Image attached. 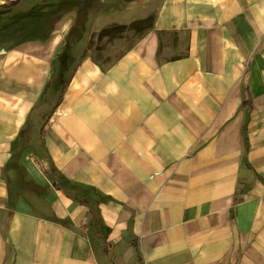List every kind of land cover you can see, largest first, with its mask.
Listing matches in <instances>:
<instances>
[{
	"label": "crops",
	"instance_id": "crops-1",
	"mask_svg": "<svg viewBox=\"0 0 264 264\" xmlns=\"http://www.w3.org/2000/svg\"><path fill=\"white\" fill-rule=\"evenodd\" d=\"M17 1L0 0V264H264V0H158L106 68L82 57L99 30L74 54L70 20L34 10L59 0Z\"/></svg>",
	"mask_w": 264,
	"mask_h": 264
},
{
	"label": "rangeland",
	"instance_id": "rangeland-1",
	"mask_svg": "<svg viewBox=\"0 0 264 264\" xmlns=\"http://www.w3.org/2000/svg\"><path fill=\"white\" fill-rule=\"evenodd\" d=\"M59 1H54L50 6L40 5L34 10L42 15L47 11L60 14L55 17V27L70 20L73 31L69 35L74 54L79 52V46H82L88 31L99 30L89 34V51L85 49L82 57H91L105 68L154 26L159 5L158 0H75V13L70 14L64 11L66 2ZM101 30L109 32L100 36Z\"/></svg>",
	"mask_w": 264,
	"mask_h": 264
},
{
	"label": "trees",
	"instance_id": "trees-1",
	"mask_svg": "<svg viewBox=\"0 0 264 264\" xmlns=\"http://www.w3.org/2000/svg\"><path fill=\"white\" fill-rule=\"evenodd\" d=\"M20 1L21 0H18L17 2H13V3H11L9 6H7V8H12V7H15V6H17L19 3H20ZM153 28V26L150 28V29H152ZM109 31L108 30H103L101 33H100V36H103V34L104 33H108ZM247 91H249L248 90V88H247ZM250 105H252V101H251V99H249V100H247L245 103H243V107L244 108H246V107H248V106H250Z\"/></svg>",
	"mask_w": 264,
	"mask_h": 264
}]
</instances>
